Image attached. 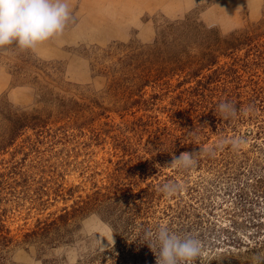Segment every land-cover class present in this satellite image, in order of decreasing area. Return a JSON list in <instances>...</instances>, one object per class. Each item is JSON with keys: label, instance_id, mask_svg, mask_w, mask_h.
Wrapping results in <instances>:
<instances>
[{"label": "rangeland", "instance_id": "rangeland-1", "mask_svg": "<svg viewBox=\"0 0 264 264\" xmlns=\"http://www.w3.org/2000/svg\"><path fill=\"white\" fill-rule=\"evenodd\" d=\"M69 7L55 39L0 51V264H100L118 241L110 220L198 238L203 255L193 264H251L264 253V30L205 68L161 72L118 61L186 18L222 40L256 35L264 0ZM222 101L235 105L234 119L221 117ZM15 116L28 117V127L14 131ZM201 150L195 167L172 165Z\"/></svg>", "mask_w": 264, "mask_h": 264}, {"label": "trees", "instance_id": "trees-1", "mask_svg": "<svg viewBox=\"0 0 264 264\" xmlns=\"http://www.w3.org/2000/svg\"><path fill=\"white\" fill-rule=\"evenodd\" d=\"M264 30V12L263 20L254 28L256 35H251L250 32L244 34H233L229 40H222L219 34L213 29L205 27V25L198 23L192 18H186L184 21H177L167 26V30L160 34L161 40H158L154 47L142 49L138 53L126 55L125 60H119L118 63L124 64V67L137 66L138 69L143 66L151 65L152 70L157 67L156 71L163 72L173 66L171 71H185L187 68L191 69L192 65H200L202 67L214 66L219 63V57L223 50L237 51L244 45H249L254 36L259 37L261 31ZM193 46L200 52L197 58L189 53L186 48ZM202 70V69H198ZM195 74V73H194ZM149 74L143 77L144 82L147 83ZM141 80V77H140ZM17 125L14 127L17 131L18 124L20 128H27L30 122L28 117L15 116ZM34 127L42 126L40 117H35ZM42 128V127H41ZM17 136V132L2 139V146L12 143ZM4 144V145H3ZM4 148H0L3 151ZM98 197L95 201L97 208L103 207V200L100 204L97 203ZM109 203V202H107ZM87 205V204H86ZM87 207L81 209L85 211ZM108 210V208H107ZM110 211V210H108ZM110 215L111 212H110ZM124 212L121 215L125 218ZM114 228L118 241L117 244L109 249L108 252L99 256L100 264H156V256L149 248L147 243L142 242L146 231L150 230L145 226H114L113 220H110ZM154 231V230H153ZM2 231H0L1 233ZM2 237L5 242H11L12 239Z\"/></svg>", "mask_w": 264, "mask_h": 264}, {"label": "clouds", "instance_id": "clouds-1", "mask_svg": "<svg viewBox=\"0 0 264 264\" xmlns=\"http://www.w3.org/2000/svg\"><path fill=\"white\" fill-rule=\"evenodd\" d=\"M70 16L69 0H0V51H7L12 45L20 51H34L61 35ZM217 110L224 119H234L238 113L231 101L220 102ZM238 147V142L233 141V148ZM202 152L182 153L179 158L174 157L172 165L191 169ZM163 190L171 195L175 188L165 185ZM142 242L155 254L156 264H193L203 255L198 238L173 233L165 225L146 231ZM251 264H264V253L254 254Z\"/></svg>", "mask_w": 264, "mask_h": 264}]
</instances>
